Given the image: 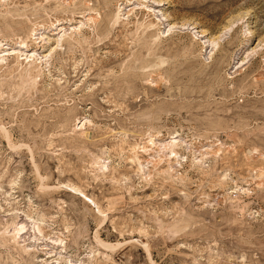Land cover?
I'll use <instances>...</instances> for the list:
<instances>
[{"label": "rangeland", "instance_id": "1", "mask_svg": "<svg viewBox=\"0 0 264 264\" xmlns=\"http://www.w3.org/2000/svg\"><path fill=\"white\" fill-rule=\"evenodd\" d=\"M0 264H264V0H0Z\"/></svg>", "mask_w": 264, "mask_h": 264}]
</instances>
